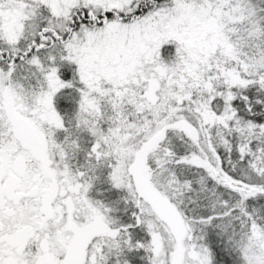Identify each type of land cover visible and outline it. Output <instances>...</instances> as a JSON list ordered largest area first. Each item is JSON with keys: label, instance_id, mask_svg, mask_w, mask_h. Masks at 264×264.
I'll return each instance as SVG.
<instances>
[{"label": "snow or ice", "instance_id": "1", "mask_svg": "<svg viewBox=\"0 0 264 264\" xmlns=\"http://www.w3.org/2000/svg\"><path fill=\"white\" fill-rule=\"evenodd\" d=\"M0 264H264V0H0Z\"/></svg>", "mask_w": 264, "mask_h": 264}]
</instances>
